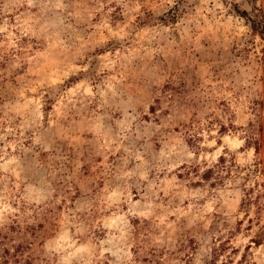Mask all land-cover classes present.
Here are the masks:
<instances>
[{"label":"clouds","instance_id":"9594fccd","mask_svg":"<svg viewBox=\"0 0 264 264\" xmlns=\"http://www.w3.org/2000/svg\"><path fill=\"white\" fill-rule=\"evenodd\" d=\"M0 264H264V0H0Z\"/></svg>","mask_w":264,"mask_h":264},{"label":"rangeland","instance_id":"374dc122","mask_svg":"<svg viewBox=\"0 0 264 264\" xmlns=\"http://www.w3.org/2000/svg\"><path fill=\"white\" fill-rule=\"evenodd\" d=\"M9 15H14V13H9Z\"/></svg>","mask_w":264,"mask_h":264}]
</instances>
